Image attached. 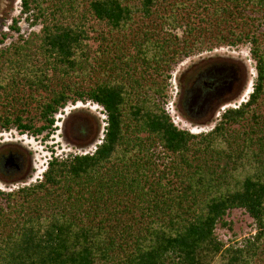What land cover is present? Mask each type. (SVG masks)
<instances>
[{"label":"trees","instance_id":"trees-1","mask_svg":"<svg viewBox=\"0 0 264 264\" xmlns=\"http://www.w3.org/2000/svg\"><path fill=\"white\" fill-rule=\"evenodd\" d=\"M46 1L20 0L2 33L1 43L20 33L23 16L32 25L41 19L38 32L0 46V132L48 137L55 115L77 101L101 106L106 125L93 152L52 156L41 180L0 188V264H264V0ZM79 4L106 26L109 43L139 21L148 25L131 35L126 58H97L84 24L64 21ZM246 42L256 69L248 99L207 132L177 126L164 108L173 67ZM237 67L216 57L185 71L186 81L212 85L198 104L206 98L214 109L235 98ZM183 115L194 123L211 117ZM11 156L0 151L3 180L13 179ZM233 209L255 222L240 245L215 231L230 227L224 217Z\"/></svg>","mask_w":264,"mask_h":264},{"label":"rangeland","instance_id":"rangeland-1","mask_svg":"<svg viewBox=\"0 0 264 264\" xmlns=\"http://www.w3.org/2000/svg\"><path fill=\"white\" fill-rule=\"evenodd\" d=\"M51 1L55 0L46 1L44 6H47ZM85 7L86 5H77L73 15L68 16L64 21H80L84 24L90 35L88 48L97 58L98 56L113 58L115 54H117V56L127 54L125 56L126 58L132 52V48L129 45L131 35L139 26L146 27L148 25L146 21H144L145 23L139 21L130 31L117 33V39H113V43H109L110 40L112 41V39H110V32L103 23L98 22L87 13ZM20 10V0H0V39L2 33L7 30L6 27L12 19L20 14ZM136 18V20L140 19V17ZM20 20V33L14 32L11 38L6 39L3 43L0 42V46L17 41L19 34H23L24 37H27L31 31L38 32L42 25L41 19H39L36 24L32 25L31 21L33 20V16H31L29 20L26 19V16H23ZM155 22H159V20L157 19ZM231 24L235 27L234 22ZM149 25L151 28V22H149ZM236 28L238 29V27ZM174 32L180 37L183 34V29L178 28ZM202 34L205 33L202 32ZM250 47L251 45L248 42L236 46L223 44L214 47L212 50H204L186 57L173 67L171 78L168 81L164 108L177 126L187 129L194 134L207 132L216 124L224 109L237 107L240 103L248 99L256 78L255 61L252 59ZM216 57L228 58L234 61L238 66L237 71L239 76L242 75L241 83L244 85L246 81V84L235 98L220 105L215 114H211L208 122L192 123L182 116L177 108L179 78L186 70H190V68L199 61ZM188 75H190V73H186V76ZM186 79H188V77H186ZM70 80L74 81L79 79L73 75ZM259 110L264 116V105H260ZM105 118L106 115L101 106L91 101H77L76 103H68L55 115L53 131L48 137H45V133L35 136L30 133H21L14 128L1 131L0 151H6L7 149L13 150L17 156H23L26 160H29L30 166L22 176L12 172L7 175L13 177L12 180L8 181L0 178V188L10 191L41 180V174L52 156L65 158L69 154L93 152L96 145L102 140L106 125ZM37 124L39 125L41 123L37 122ZM80 125L84 126L86 129L85 133H80ZM237 127L238 125H234V128ZM0 173L3 174L2 172ZM130 216V214H125L123 219L130 218ZM224 220L229 223L230 227H224L218 224L215 231L219 240L227 245H240L245 238L254 234L256 231L254 220L243 209H233L229 211L224 217Z\"/></svg>","mask_w":264,"mask_h":264},{"label":"flooded vegetation","instance_id":"flooded-vegetation-1","mask_svg":"<svg viewBox=\"0 0 264 264\" xmlns=\"http://www.w3.org/2000/svg\"><path fill=\"white\" fill-rule=\"evenodd\" d=\"M187 71V70H186ZM216 70H211V75H214ZM186 72H184L180 76L179 80V94H178V101H177V108L179 109V112L184 116L183 114L187 113L191 117L200 118L201 116H205L208 114H215V112L218 110V107L212 109L211 106L207 105L206 98L203 99L202 104H198V100L201 98L203 94V88H208L212 86L209 82L206 80L198 81L199 77L194 78L192 81H186ZM202 85H201V84ZM243 84L240 86L237 95L240 93L241 89L243 88ZM192 96V100L190 102H186V99L188 101V98ZM184 111V112H183ZM189 120V119H188ZM191 121V120H190ZM194 123L193 121H191ZM13 151V150H12ZM6 163H9L8 166H6ZM5 166L6 167H13L14 171L12 172L19 174V176H22L26 173L27 169L30 166L29 160H26L23 156H17V154L13 151V156L9 157L8 159L5 158Z\"/></svg>","mask_w":264,"mask_h":264},{"label":"water","instance_id":"water-1","mask_svg":"<svg viewBox=\"0 0 264 264\" xmlns=\"http://www.w3.org/2000/svg\"><path fill=\"white\" fill-rule=\"evenodd\" d=\"M246 84V81L244 82V85ZM9 163H6V166H8Z\"/></svg>","mask_w":264,"mask_h":264},{"label":"clouds","instance_id":"clouds-1","mask_svg":"<svg viewBox=\"0 0 264 264\" xmlns=\"http://www.w3.org/2000/svg\"><path fill=\"white\" fill-rule=\"evenodd\" d=\"M224 110H225V109H224ZM224 110H223V111H224ZM105 119H106V118H105ZM105 122H106V121H105ZM46 166H47V165H46ZM45 169H46V168H45ZM44 171H45V170H44ZM44 171H43V172H44ZM41 175H42V174H41ZM38 179H39V178H38Z\"/></svg>","mask_w":264,"mask_h":264}]
</instances>
